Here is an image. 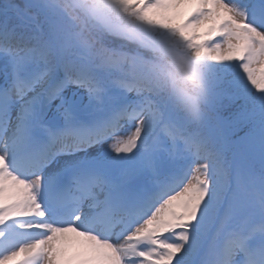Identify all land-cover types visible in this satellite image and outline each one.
Wrapping results in <instances>:
<instances>
[{
	"label": "snow or ice",
	"instance_id": "snow-or-ice-1",
	"mask_svg": "<svg viewBox=\"0 0 264 264\" xmlns=\"http://www.w3.org/2000/svg\"><path fill=\"white\" fill-rule=\"evenodd\" d=\"M0 264H264V0H0Z\"/></svg>",
	"mask_w": 264,
	"mask_h": 264
}]
</instances>
